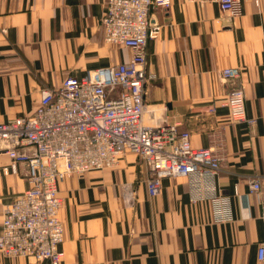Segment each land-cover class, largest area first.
<instances>
[{"label":"crops","instance_id":"1","mask_svg":"<svg viewBox=\"0 0 264 264\" xmlns=\"http://www.w3.org/2000/svg\"><path fill=\"white\" fill-rule=\"evenodd\" d=\"M105 8L106 0H0V122L32 114L68 76L130 59V48L105 40ZM151 19L162 28L147 45L145 102L180 121L193 146L220 154L221 171L202 188L165 177L151 196L148 168L129 152L112 168L61 180V264H260L264 226L249 185L264 180V0H245L235 17L214 1L172 0ZM230 66L240 69L252 124L232 121L224 104ZM10 164L0 153V233L5 206L29 185L26 165L5 173ZM217 195L228 198L223 220ZM31 260L0 250V264Z\"/></svg>","mask_w":264,"mask_h":264},{"label":"built area","instance_id":"2","mask_svg":"<svg viewBox=\"0 0 264 264\" xmlns=\"http://www.w3.org/2000/svg\"><path fill=\"white\" fill-rule=\"evenodd\" d=\"M188 1L217 2L222 12L235 17L241 14L245 0ZM171 2L106 0L102 17L105 40L130 48V59L87 70L81 77L68 76L60 87L42 92L32 114L0 122V153L11 158L4 171H16L23 163L29 181L5 206L0 233L4 254L33 258L29 264H61L64 225L59 215L63 204L59 182L112 168L126 153L136 154L148 168L151 196L160 192L162 179L168 176H185L193 188H202V182L215 183L223 157L211 147L193 146L189 130L181 129L180 121L158 116L145 102L147 45L162 28L152 22L151 12L157 7L169 8ZM240 75L238 67L223 68L222 78L230 86L224 104L232 121L252 124L244 88L238 83ZM249 189L259 196L264 226V180L251 179ZM212 198L216 217H229L228 198ZM257 257L264 264V238Z\"/></svg>","mask_w":264,"mask_h":264}]
</instances>
